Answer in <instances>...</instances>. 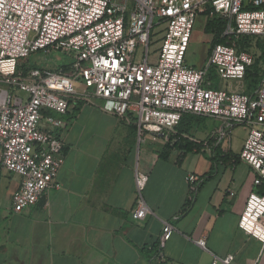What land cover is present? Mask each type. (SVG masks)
Listing matches in <instances>:
<instances>
[{"label":"built area","instance_id":"1","mask_svg":"<svg viewBox=\"0 0 264 264\" xmlns=\"http://www.w3.org/2000/svg\"><path fill=\"white\" fill-rule=\"evenodd\" d=\"M201 15L222 19L224 32L222 43L212 42L206 66L196 68L186 56ZM260 41L264 0H0V165L22 178L12 211L21 213L60 188L64 123L45 112L67 115L76 101H102L104 111L135 122L139 137L154 141L176 134L185 114L219 120L222 127L212 136L217 145L231 143L233 128L245 126L249 134L239 160L255 172L256 186L264 184V61L255 52ZM53 51L73 63L52 70L29 61ZM256 64L263 81L254 95L212 81L217 76L244 83ZM186 180L191 204L202 182L195 174ZM147 181L137 173L140 194ZM149 212L140 197L134 219ZM239 228L264 243V195H250ZM173 233L166 222L156 264H166ZM197 244L207 250L205 239Z\"/></svg>","mask_w":264,"mask_h":264},{"label":"crops","instance_id":"2","mask_svg":"<svg viewBox=\"0 0 264 264\" xmlns=\"http://www.w3.org/2000/svg\"><path fill=\"white\" fill-rule=\"evenodd\" d=\"M228 90L247 87L238 82ZM102 105L76 101L67 115L58 114L65 144L60 188L35 206L12 211L22 178L0 165V264H156L166 222L174 227L164 249L166 264H213L231 255V264H264V243L239 228L250 195L259 193L247 164L212 163L218 145L195 125L185 136L194 149H173L162 158L166 146L176 142L173 135L140 138L135 122ZM219 145L235 154L232 143ZM138 172L148 176L141 194ZM189 174L202 182L191 204ZM140 197L150 212L135 220ZM201 239L207 250L197 244Z\"/></svg>","mask_w":264,"mask_h":264},{"label":"rangeland","instance_id":"3","mask_svg":"<svg viewBox=\"0 0 264 264\" xmlns=\"http://www.w3.org/2000/svg\"><path fill=\"white\" fill-rule=\"evenodd\" d=\"M208 21V17L205 15L197 17L192 39L186 56V62L189 66L202 68L206 66L208 62V52L214 40V36L211 33L207 32L206 27ZM255 52L257 57L262 58V61H264V43H262V41L258 42V48L255 50ZM22 61L26 62L27 59H24ZM29 61L32 65L36 67L54 70L57 69L59 66H65L73 63V58L71 56L63 54L62 52L53 51L50 54H46L44 52L33 54L29 57ZM212 81L214 82V84H216L217 88L225 90H228L229 86H236V84L238 83V81H226L218 78L217 76H213ZM262 81H258L256 83L257 89L261 85ZM100 103H102V101H100ZM194 125L200 128L199 134L206 133V135L209 137L206 140H209L211 144H213L214 142L212 136L215 135L218 130L222 127V123L219 120L212 118H199L197 119ZM248 134L249 128H246L245 126L238 125L233 128L231 135V143L235 154L240 155L244 143L247 140ZM231 143L229 142V139H226L222 141V146L229 144L231 145Z\"/></svg>","mask_w":264,"mask_h":264},{"label":"trees","instance_id":"4","mask_svg":"<svg viewBox=\"0 0 264 264\" xmlns=\"http://www.w3.org/2000/svg\"><path fill=\"white\" fill-rule=\"evenodd\" d=\"M206 28H207V32L211 33L215 37L213 41V45L223 42L221 36L224 32V21L222 19L209 20ZM259 72H260L259 64H256L255 66H253L251 69L248 70V74L245 79V84L247 87V91L245 93L254 95V92L257 90L256 83L258 81H262V77L260 76ZM80 105L81 103L76 105L74 109V115L78 113L80 109ZM45 113L47 115L53 116L54 118L63 121V119H60L58 117V114L55 112L46 111ZM199 118L201 117H197L191 114H185L182 117V120L176 129V134L173 135L174 139H176V142L172 146L170 143L166 146V148L164 149L161 155L162 158L166 159L168 157V154H170L173 149H177L178 151H183V152L184 151L190 152L194 149L193 143L190 142L188 138H185V136L191 135V130L193 129L194 124ZM213 152H214V156L211 159L212 163L215 162L219 163L221 161L226 166H232L240 163L238 155L233 154L232 151L223 152L221 150L220 145L215 146ZM258 192L259 194L264 195V184L258 186Z\"/></svg>","mask_w":264,"mask_h":264}]
</instances>
